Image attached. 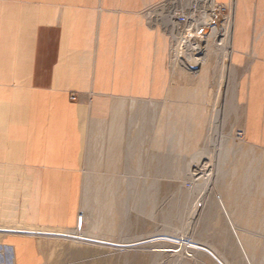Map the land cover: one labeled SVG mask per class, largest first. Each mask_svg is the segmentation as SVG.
Listing matches in <instances>:
<instances>
[{
  "label": "rangeland",
  "instance_id": "obj_1",
  "mask_svg": "<svg viewBox=\"0 0 264 264\" xmlns=\"http://www.w3.org/2000/svg\"><path fill=\"white\" fill-rule=\"evenodd\" d=\"M191 1L149 14L169 37L167 94L125 97L89 123L71 224L0 223V264L19 263V237L24 264H264V149L242 135L246 72L224 52L232 4L196 12L200 41L184 50Z\"/></svg>",
  "mask_w": 264,
  "mask_h": 264
},
{
  "label": "crops",
  "instance_id": "obj_2",
  "mask_svg": "<svg viewBox=\"0 0 264 264\" xmlns=\"http://www.w3.org/2000/svg\"><path fill=\"white\" fill-rule=\"evenodd\" d=\"M161 1L0 0V223L70 225L89 123L167 94L169 37L149 20ZM215 1L232 4L229 59L246 72L242 135L264 149V0Z\"/></svg>",
  "mask_w": 264,
  "mask_h": 264
},
{
  "label": "bare ground",
  "instance_id": "obj_3",
  "mask_svg": "<svg viewBox=\"0 0 264 264\" xmlns=\"http://www.w3.org/2000/svg\"><path fill=\"white\" fill-rule=\"evenodd\" d=\"M190 4L193 5V14H191L189 19L186 20L185 22L181 23L178 26V29H176L177 30L176 31V35H177L176 37L179 41L183 42L184 50H190V49L194 48L197 45V42L200 41V27L202 26V24L200 22H198L196 19V16H194L196 14V12L200 11L203 14L209 13L211 15V12L214 10L213 2L211 0H192ZM178 9H180V8L178 7ZM169 14H170L171 18L175 19V16L177 13H173V14L169 13ZM180 14H182V13H180ZM217 15L219 18H222V15L220 13H217ZM188 16H189V14H188ZM200 16H204V15H200ZM198 20H200V19H198ZM228 27L229 28L227 31L226 41H225V45H224L225 54H227L229 52L230 21L228 22ZM71 236L79 238V239L82 238V236L77 235V234L71 235ZM182 243H184V245H186V246L191 244L188 241H184V240L182 241Z\"/></svg>",
  "mask_w": 264,
  "mask_h": 264
},
{
  "label": "built area",
  "instance_id": "obj_4",
  "mask_svg": "<svg viewBox=\"0 0 264 264\" xmlns=\"http://www.w3.org/2000/svg\"><path fill=\"white\" fill-rule=\"evenodd\" d=\"M181 22H185L186 21V17L181 15L180 16ZM72 99H75V97H72Z\"/></svg>",
  "mask_w": 264,
  "mask_h": 264
},
{
  "label": "water",
  "instance_id": "obj_5",
  "mask_svg": "<svg viewBox=\"0 0 264 264\" xmlns=\"http://www.w3.org/2000/svg\"><path fill=\"white\" fill-rule=\"evenodd\" d=\"M218 9L217 8H215V11H217ZM23 232H25V231H23ZM215 257V256H214Z\"/></svg>",
  "mask_w": 264,
  "mask_h": 264
}]
</instances>
